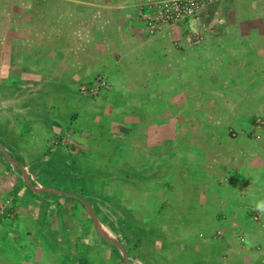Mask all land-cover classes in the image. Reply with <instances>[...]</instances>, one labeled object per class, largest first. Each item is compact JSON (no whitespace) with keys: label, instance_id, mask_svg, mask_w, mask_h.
I'll use <instances>...</instances> for the list:
<instances>
[{"label":"crops","instance_id":"1","mask_svg":"<svg viewBox=\"0 0 264 264\" xmlns=\"http://www.w3.org/2000/svg\"><path fill=\"white\" fill-rule=\"evenodd\" d=\"M88 1L89 2H85V5H82L81 7L80 5H78V3L71 2L69 3V5L67 3V12L69 13L65 16L60 14V17L57 19L59 24L56 25V28L63 29L62 33L64 32L67 24L70 27H74V23L77 21L78 17L84 22L85 20H87L86 23H91L92 25V38H94L91 39L89 43H78L79 45L86 46L85 48H77V46L74 47L73 41L75 33H73V30H71V33H73V35L69 33L66 39H72L70 40V45H72L73 47L69 46L70 50H65V47L68 46L66 45V42L62 44V40H65V38L63 36L59 37L57 42L59 44L60 54L57 55V53L55 52L54 61L59 62L58 72H60L59 74H61L62 72V74L56 77L55 73L54 76L57 79H66L67 77H65V75H68L70 79L78 80V71L76 69V65H82L83 63H85L90 65L93 70L97 67L95 64L99 65L98 62L100 61H97V58H99V53H97V51L89 46L94 47L96 45L98 49L106 48L105 51L102 52L103 54L106 53V56L100 55L101 59L108 58L105 63L106 65H99L103 67L105 71H107V69L111 70L112 67H114V70H119L121 68L123 72L122 75H116V77H114L115 80L112 76V81H114L115 83L117 82V80L120 81L124 78L123 82L125 84L121 83L120 85H118L119 87L117 85L115 86L116 89L113 94L116 95L122 94L126 91L129 92L130 90L133 91L137 89L134 86H127L128 81L126 80L129 78V71H132V68L138 67L137 65L141 61L134 63V61H132L130 57L124 55V48H131V53H133V55H140V50L142 47L146 48V50L148 51L151 50L149 54L150 56H148L150 57L149 62L151 64V67L155 69L150 72H152L151 76H154L155 79L156 77L162 76L160 75L162 71H168L169 69H172V62L178 63V69L182 70L180 62L185 58L184 53L187 56L188 53H192L195 49H201L205 53L211 52L210 49H206L207 46L206 48L202 49L201 47H199L200 45H190L191 47L187 48L186 44L184 45V49L182 47V50L178 49L180 51L175 50V48L173 47L170 49L171 52H169L168 50H161V40L164 41L165 37H168L169 40L177 37L185 43V39H187V29H185V27H189L188 25H186L185 27L178 24L172 25L162 34L160 33L158 35H154L153 38L152 35L150 37L144 38L143 34L148 35L145 26L147 5L159 0ZM50 2L51 0H35V8L41 9L42 4H45L46 6H52ZM56 2L57 1L54 0L53 5H56ZM20 10L22 11L25 9L21 8ZM25 11L29 12V10L27 9ZM55 12L59 11L55 10ZM220 13H226L228 15V20L225 24L221 23L222 26H220V30L222 28V32L220 33V36L219 34L212 35L213 43L211 48L213 47V45L216 46L215 52L213 51V53L215 54L221 52L222 50H224V52H234L233 54L236 55V61L241 60V62H244V65H241L242 67L240 66V63L237 64V67H241L240 69H242V74H246L248 72L247 74L251 77H263L264 0H223L221 1V11H217V16L215 13V18H213L211 23L208 24L209 26L220 19L218 17V14ZM198 23H201L200 19L198 20ZM28 24L29 23L26 19H21V21H16V23L11 22L6 25L7 28H9L8 34L6 36L0 37V79H4V81H7V84L0 83V109L2 110V112L0 113H2V115H5V117L3 116L0 118V137L6 143V151H15L18 156L22 157L24 163L21 168L22 171L19 172L15 167L17 165H15L13 161L9 159V162V160L4 159V157L0 154V205L7 203V210L9 214L2 220V224L0 226V264H113L112 262L114 261H112L113 259L111 257L113 255L114 248L102 235L100 237L97 234L98 229L96 228L95 224L93 225V223L91 222L89 211L86 206L81 204L79 200L68 197L67 195L55 196L49 193H44V191H36L29 186L24 177V171H27L29 173L30 179H32L36 185L45 186L46 180L44 179V177L46 179H49V176L54 174L53 179L62 181L65 184H69L68 190H77L81 185L82 170L87 172L88 168L82 167L81 163L76 162L77 160L75 156H73L72 154H68H76L73 150H71V145L73 144L70 143V139L73 137L77 146L79 145V143H82L80 145L81 147L79 148H85L86 152H88V154L83 157V161L88 160V158H93L94 153L92 154L91 151L96 149V145L101 144L102 146H104V148H106L102 142V139L95 138L91 134L89 129H82L81 132L77 130L75 131L74 128L70 129L71 131H73V135L70 136V139L68 136L69 130H65V134L67 135L64 141L65 146H60L59 144H57V136L61 134V125L64 124V118L61 119L59 116H57L58 114L57 108L55 106V101L56 99H60L57 94H60L61 96L75 92L70 91V89H68L66 86H62V88L59 89L60 85H55V82L58 81L56 79H54V85L50 84L49 87L47 85V87L43 90H41L42 87L37 88V85H39L40 83H42L43 85L45 84L42 81L45 77V75L43 74V71L45 70L44 67H41L38 62L36 63L37 65L34 64L37 60H39L40 54L34 55L35 53H22V50H28L33 46L32 43L37 41L31 42V39L23 38V33L14 35V30L28 31ZM201 25L203 26L201 28L207 26L205 25V23H201ZM2 26L4 27V25ZM86 28L87 27H83V29ZM228 28H231L233 32H235L233 35L235 43H232L229 39L225 40V38H228V36L231 35L227 32ZM105 32L108 34V37L110 39L109 41L104 40ZM44 44H46V42ZM252 45L257 50L253 51V49H251L253 54H248L249 48ZM191 48H193L194 50H192ZM79 50L81 51V53H84L85 56H78L77 54ZM89 50H92L91 53L93 55H89ZM15 52L20 54V59L16 60L15 57H13ZM65 52H69L70 57L67 58ZM151 56L153 57V60L151 59ZM200 56L201 54L199 53L198 57L196 58L198 59L197 61L200 60ZM24 58L25 60H31V58H33L34 62H28L30 66H25L24 64L21 71H17L15 73L11 72L13 70L10 69L8 61L15 62L16 60L18 62H21L24 60ZM253 60L257 63L255 67H251V63H249ZM161 62H164L166 64L165 69L163 63L161 64ZM245 69H248V71L245 72ZM238 72L239 73L237 74L239 75L240 70ZM51 73H53L52 70H50V74ZM123 75H126V77H124ZM122 76L123 78H121ZM155 79L151 82L153 83ZM159 81L160 80L157 79V81L155 82L157 90L160 89L162 83L161 81L159 83ZM23 82H28L30 83V85L34 86L36 85L35 96L37 97V102L35 106L33 105L34 101L32 104L30 103L31 113L24 115L22 113H16L15 111L8 112L12 103H8L9 101H6L5 99L10 98L11 95H9V93L13 95L11 96V98H13L15 96L14 94L19 91L21 83L23 84ZM168 82L169 81L167 80V83ZM183 83L179 85V90L182 89L183 86H185L183 85ZM52 87H55V89H59L58 93L52 92ZM2 88H5V91H1ZM78 91L79 89L76 90L77 93H79ZM162 91L163 90L159 92L157 91V94L161 93ZM181 92L180 93L182 95L186 94L183 93V90H181ZM47 97L52 100L50 102H47ZM260 102L263 103V101L261 100ZM100 104H105L104 100L102 102H97L95 104V107H86L90 110L98 108ZM121 109H123L122 111H126L125 108ZM121 109H118V111H120ZM69 115L70 114L67 113V117L65 118H68ZM81 120L85 119H80L75 122H77L78 125H82V123L79 122ZM97 121L101 122L99 117L96 118L95 122ZM30 127L32 128L30 129ZM83 130L88 131V135L86 133L85 135H83V133L85 132ZM53 142L56 143V146H54ZM98 146L100 148V145ZM64 147H66L67 150L64 149ZM99 150L100 149L96 151L104 154V160L109 162V152H107V149L105 151ZM128 154L129 153H125V156H127ZM205 164L200 160L198 163V167L202 166L203 170ZM262 165L264 166V162ZM94 166L96 167V165ZM241 170L243 169L241 168ZM254 177L255 175L252 172V175L247 177L244 181L240 175L238 177V179L240 180L234 182V184L231 185L230 188L239 190V188L241 187L239 185L243 184L244 182L246 183L243 184V186H253L249 184V180L254 179ZM248 178L249 180L246 181ZM255 178L257 180H260L259 177ZM171 179L172 181H174V177ZM97 183H100L101 185L104 184V186L102 185V187L107 191L110 190V188L118 187L116 184L117 181H113L112 183H109L107 181H99ZM219 183L220 182H215L214 185H218ZM259 184L264 186V174ZM258 186L259 187L254 188H260V185ZM88 187H90L93 191V182L91 184H88ZM173 187L174 189L171 190L172 194L169 195L172 196L170 198L172 200L171 203L176 208H170L166 211V213L174 210L170 213L174 212L176 213V215H179V213H182L183 210L178 209L187 206L188 200L185 198V196H178L180 195L179 191L183 193L184 190V188H182L178 182L174 181ZM203 189L206 190L205 187L201 188L202 191ZM201 190L199 191L200 193ZM215 192L216 191L211 194L207 190L205 193H201V195H203V198L198 201L197 206L194 209L197 210V213H199V216L196 217L198 219L202 218V220H206L207 222L205 221V223H208L210 228L213 227L212 224L215 223V220H218V218H220L221 213L224 214L225 218H230V220L225 221L237 222L238 218L237 216H235L236 214L231 215L233 217H229L227 214H229L230 212H226L222 207L225 205L229 206L228 203H226V200H228L229 197H226V199L221 202L220 207H216L214 205V207L216 208H212L209 213V216L211 218H206L205 213L209 211L208 209H206V206L210 203L207 201L206 196H216ZM243 197L244 199H248L249 202L256 203V201L254 200L255 195H253L252 193L248 194V192H245ZM211 199V203H214V198ZM237 199L238 197L235 198V201L232 199L230 204L232 206L239 204L238 202L235 203ZM166 200L170 201L168 199ZM261 200H264V193L261 196ZM156 202H160V198L158 200V198L156 197L155 203ZM121 203L122 206L128 207L126 209H129L132 213L134 210L133 208H137L138 206L135 204V202L133 206L132 204L129 205V203L124 200V197L122 198ZM231 210H233V208ZM118 211L121 212V215L119 216V225L117 226L121 227L120 225L123 224L122 220H125L128 217H126L127 214L124 213L123 208H120ZM134 217L138 218V215L134 213ZM103 219L107 218L101 216V223L104 222ZM200 221H197L196 223ZM249 221L252 222L250 217H248V220L246 221L247 224ZM110 225L112 226V224ZM187 225H189L188 230H190L192 234L194 233L199 235V238L204 237L206 227L204 228V230H200L198 226L195 227L191 224ZM138 227H141V225L138 224ZM218 228L223 229L225 234L228 229L223 225L219 226ZM216 233L217 232H215V235H217ZM203 239L206 240L205 238ZM152 243L153 241L151 240L150 244H146L148 251L150 250V258L148 260L151 263H155L156 260V262H163V259L160 258L159 254L160 247H155ZM168 253L169 252H167V254ZM173 254H177V252H173ZM173 254H168L170 257V262L173 261L172 259L175 256ZM188 263L189 260H187L186 262H182L181 264ZM114 264L118 263L115 262Z\"/></svg>","mask_w":264,"mask_h":264},{"label":"rangeland","instance_id":"2","mask_svg":"<svg viewBox=\"0 0 264 264\" xmlns=\"http://www.w3.org/2000/svg\"><path fill=\"white\" fill-rule=\"evenodd\" d=\"M53 1L51 0L50 2L52 6H46L45 4H42L41 9H36L35 0H0V37L6 36L8 34L9 28H7V24L11 22L16 23V21L26 19L29 23V30H14V35L23 33V38H29L31 39V42L37 41L40 45H45L44 51L39 57V60L34 63L35 65H37L36 63L38 62L41 67H44L45 69L43 71L45 77L42 80L45 84L43 85L42 83H40L39 85H37V88L42 87L41 90H43L47 87V85L48 87L50 86V84L54 85L53 82L54 79H56L58 81L55 82V85H60L59 89H61L62 86H66L68 89H70V91L75 92L66 95L70 98L71 105L76 103L77 110L78 106H80V108H86V106L89 108L95 107V104L97 102L103 101L102 99L103 97H105V95H107V93H109L108 96L110 97L111 93L113 94L115 92L116 85L118 86L121 83H124L123 76L126 77V75H123L121 77L123 79H121L120 81L117 80V82L115 83L114 81H112V76L115 80L114 77H116V75H122L123 72L121 68L119 70H114V67H112L111 70L107 69V71L105 72L106 77L104 76V79L106 78V84L104 86H106V88L110 90L111 93L106 92L104 89H102L105 92L102 93V90H100L101 92H96V99L93 102H90L87 98L81 96L83 91H85L84 85H81L80 87L78 83L73 81L74 79L70 78L68 79V84L64 83L65 79L60 80V78H55V73L56 77L62 74V72L61 74H59L60 72H58L59 62L54 61V54L55 52L57 53L55 49L58 48V46H55L56 44H58L57 40L59 39V37L63 36L65 38V40H62V44L66 42V45H68L67 47H65V50H70L69 46L73 47L72 45H70V40L72 39H66L69 33L71 35L75 33L73 45L74 47L77 46V48H85L86 46L79 45L78 43H89V41L94 38H92L93 30H91V23L87 24V20H85L84 22L79 17L77 18V21L75 20L76 22L74 23V27L72 25V27H70L67 24L63 33V29L56 28V25L59 24L57 19L60 17V14L65 16L69 13L67 12V3L68 5L71 2L78 3V5H80L81 7L82 5H85V2H89L88 0H56V5H53ZM221 1L223 0L214 1L216 2V16L217 11H221ZM21 8L25 10L27 9L29 10V12L25 10L21 11ZM55 10L59 12H55ZM218 17L220 19L217 20L214 24H212L211 26L207 25L204 28H201L203 26L201 25V23H198V17L192 18V20L185 19L182 21V23H179L178 25L180 26H189L185 27V29H187V39H185V43L177 37L174 39L172 38L171 40H169L168 37H165L164 41L161 40V50H168L169 52H171L170 49L172 47L175 48V50L180 51L178 49H184L185 44L187 45V48H190V45H200L199 47H201L202 49L206 48L207 46L206 49H210L211 52L205 53L201 49L194 50L193 48H191L194 51L192 53H188L187 56L184 53L185 58L180 62L182 70L178 69V63L172 62V69H169L168 71H162V73L160 74L162 76L156 77V79L154 78V76H151L152 72H150L155 69L151 67V64L149 62L150 57L148 56H150L149 54L151 50L148 51L146 50V48L142 47L140 50V55H133V53H131V48H124V55L130 57L132 61H134V63L141 61L137 65L138 67L132 68V71H129V78L126 80L128 81L127 86H134L137 89L118 94V99L115 101V103L108 106L107 111L112 113L118 111V109L125 108L126 111L130 110V112L137 115L136 117L138 119H136L135 121L130 120L131 129L130 126H128L130 125L128 120L127 127H125L123 130V132H127L132 135L130 137L131 140L129 141V144L127 143L123 145V149L127 147L125 153H129L126 156V160L128 162H130V160L136 161L143 152V149L140 147L142 143L139 141V139L141 138L137 137V132H135L134 130L132 131V129H138V133L144 135V138H142L143 141L147 140L146 138L148 137V133H150L149 131H151L150 124L147 125V128L145 127L146 131L140 128L141 125L139 123L140 121H142L140 118L142 112H146V114H148V117L153 118V120H155V118H160L161 120L163 119L160 124L166 125L168 123L169 128H174L176 130V138L179 135L183 139L190 140L189 134L191 133V131H198L196 127V121L198 120H201V123L204 125V129H206L209 133L211 132V130L210 128H208V126H206L207 124L211 125V127L215 126L216 132H218L217 128L220 129V127H224L223 130L225 131H220L219 135H223L224 138L221 142H224L225 144L222 147L220 146L219 149L222 155L225 154L228 157V163H233L237 167V169L241 171L239 172V174L238 172L236 173V177H239L241 175V177L245 181V179L252 175L253 172L255 177H259L260 180H257L255 177L252 180H249L248 178L246 181L249 180V184L253 186H243V184L246 183L244 182L243 184L239 185L241 186L239 190L230 188V183L236 182V179L230 178L228 173H226L228 167L226 166V168L223 166H219V169L214 170V168H212L211 166V162L206 161L205 167L208 169H213V176H211V174H206V177H204L203 185L211 188L214 186L215 182L222 183V190L218 194L215 192L216 196L208 197V199H217V196H220V199H217L218 203H216L217 201L215 200L216 207H219V204H221V202L224 201L226 197H229L228 200H226V203H228L229 206L225 205L222 207L226 212H230L229 214H227L229 217L236 214L235 216H237L238 218L237 222L228 221L227 225L229 231H227L226 234L224 233L223 229H216L217 236L221 237L225 241L227 247L222 254V260L228 264H264V213L256 210L255 202H249L248 199H244L243 197L245 192H248V194L252 193L253 195H255V199H253L255 201H258L261 200V196L264 193V186L259 184L264 174V166L262 165L264 162V76L251 77L247 74L248 72L246 74H242V69L240 68L242 67L241 65H244V62H241V60L236 61V55L233 54L234 52H224V50H222L221 52L215 54L213 53V51L215 52L216 46L213 45V47L211 48L213 43L212 35L219 34L220 36V33L222 32V28L220 30V26H222L223 23H227L226 21L228 20V15L226 13H220L218 14ZM2 25H4V27ZM83 27L87 28L83 29ZM167 27L169 26H166L165 29H167ZM146 29L148 35L143 34L144 38L150 37L151 35L153 38L154 35L160 34H152L147 26ZM71 30H73V33H71ZM227 32L231 35L228 36V38H225V40L229 39L232 43H235L233 39V35L235 32H233L231 28H228ZM162 33L163 32H161V34ZM190 39L192 40V42L190 41ZM104 40H110L106 32ZM45 42L46 44H44ZM89 47H92V49L99 53V58H97V61H100L98 62L99 65H106L105 63L108 58H103L104 60L100 58V55L106 56V53H102L106 48L98 49L96 45L94 47ZM251 49H253V51L257 50L252 45L249 48L248 54H253ZM89 52V55H93L91 53L92 50H89ZM65 53L67 58L70 57L69 52ZM199 53L201 54V58H199L200 60L197 61L198 59L196 58L198 57ZM19 55V53L15 52L13 57H15V59L17 60L21 58ZM77 55L85 56V54L81 53L80 50ZM151 59L153 60L152 56ZM16 60L15 62L8 61L10 69L13 70L11 72L14 73L17 71H21L24 64L25 66H30L28 62H34L33 58H31V60H25L24 58V60L21 62H18ZM253 61L249 62L251 63V67H255L257 65L256 61ZM162 63L165 69L166 64L164 62H161V64ZM238 63H240V68L237 67ZM50 70H52L54 74H50ZM239 70L240 74L238 75L237 73H239ZM246 71H248V69H245V72ZM154 79L155 81L152 83L151 81H153ZM157 79L162 82L160 89L158 90L155 84ZM105 80H103V82H105ZM167 80L169 81L168 83ZM0 81V83L7 82L4 81V79H0ZM182 83L185 86H183V88L179 90V85ZM35 89L36 85L34 86L30 85V83L28 82H23V84L21 83L19 91L14 94L15 96L13 98H11V96L13 95L9 93V95H11L10 98L5 99L6 101H9L8 103H12L8 112L15 111L16 113L18 112L24 115L31 113V104L34 101L33 105L35 106L37 102ZM59 89H55V87L51 88L52 92L54 93H58ZM77 89H79V91H82V93H77ZM161 90L163 91L157 94ZM181 90H183V93L186 94L182 95ZM1 91H5V88H2ZM95 91H98V89H95ZM57 96H60V94H57ZM166 97H168V100L170 102L168 106L164 104V99H166ZM47 98V102H50L52 100ZM180 98L182 99L179 100ZM260 100L263 101V103L260 102ZM0 112H2L1 109ZM3 116L5 117L4 114L2 115V113H0V118ZM254 118H256V125L252 124V119ZM193 124L195 127H192ZM230 131H232L231 135H227ZM85 133L88 135L89 132L85 131L83 135H85ZM72 135L73 131L69 130V139ZM193 139L195 138H192L191 140ZM70 143L75 144L73 137L70 139ZM187 143L190 144L191 142L188 141ZM98 145H100V148ZM98 145H96L95 150H106V148H104L101 144ZM183 147L179 148L184 149L180 153L182 154L184 151V153L187 154L186 145ZM241 168L243 170H241ZM53 176L54 174L50 175L49 179H46L44 177V179L46 180L45 187L74 194L71 189L68 190L69 184H65L62 181L53 179ZM258 185H260V188H254L259 187ZM82 187L83 185H80L76 190V193H82V189H84ZM89 189L90 187H88V191ZM206 191L207 190L203 189V191L201 190V193L203 194ZM224 192L227 194H225ZM45 193L51 192L45 191ZM51 195L62 196L66 194L51 193ZM68 197L71 196L69 195ZM236 197H238V199L235 203L238 202L239 204L232 206L230 203L232 199L235 201ZM124 200H126L129 205L132 204L133 206L134 201L137 199L132 195L131 197L124 196ZM99 201L101 202L99 203V206L103 208L102 211L104 212L99 213V215L103 216V214H105L107 218L103 219L104 222L102 224L107 229V231L111 233V235L117 237L116 233L113 231V228L118 227L117 225H119L118 220L121 212L118 211L119 208L115 209V207H111L109 203L103 204L101 200ZM206 207V209L211 208V202ZM232 208L233 210H231ZM250 214L253 215L251 216ZM248 217L251 218L252 222L249 221L247 224L246 221L248 220ZM226 220H230V218H227ZM108 222H111L112 226ZM165 228V230L168 229L167 226H165ZM204 234L206 235V232H204ZM205 235L204 237H201V239H207L208 236ZM135 264L146 263L143 260H135Z\"/></svg>","mask_w":264,"mask_h":264},{"label":"trees","instance_id":"3","mask_svg":"<svg viewBox=\"0 0 264 264\" xmlns=\"http://www.w3.org/2000/svg\"><path fill=\"white\" fill-rule=\"evenodd\" d=\"M215 13L216 2H212L206 5L203 11L199 14L198 19H200L201 23L208 25L213 20ZM188 19L192 20V18ZM179 23H182V21L165 25L157 33L164 32L166 26L171 27V25ZM169 27H167V29ZM32 45L33 46L28 50H22V53H35L34 55L40 54L39 56H41L45 45H40L38 42H34ZM57 46L58 48L55 50L57 51V55H59V44H56L55 47ZM95 65L97 67L95 66L96 68L94 70L90 65L85 63L82 65H76L78 80H73L78 83L80 87L81 85L85 86V91H83V93L82 91L78 92L80 94L82 93L81 96L87 98L90 102H93L96 99L95 95L98 92H101L100 90L104 89L106 92H110L106 86H104L106 84V78L104 79V76L106 77V71L103 67L97 64ZM65 77H67L65 83L68 84L69 76L65 75ZM103 80H105V82H103ZM95 89H98V91H95ZM104 90H102V93L105 92ZM108 94L109 93L103 97L105 104H100L98 108L90 110L87 107L80 108V106H78L77 110L76 103L71 105L70 98L67 95L59 96L60 99H56L55 101L57 116L61 119L64 118V124L61 125L63 129L61 128V134L57 136V144L65 146L64 141L67 137L65 130L74 128L75 131L77 130L81 132L82 129H89L95 138L102 139L107 152H109V162L104 160V154L99 153L96 150L91 151L92 154L94 153L93 158H88V160L83 161V157L86 156L88 152H86L85 148H79L82 143H79L78 146L76 144L71 145V150L76 154H68L75 156L77 163H81L82 167H87L90 170L89 171L87 168V172L82 170L83 176L81 174V185H83L84 188L82 189L83 192L80 194L76 193V190L72 192L76 196L82 197L88 201L100 220L101 216L99 213L104 212L102 211L103 208L99 206V203H101L99 200H101L103 204L109 203L111 207L124 209V213L127 214L126 217L128 218L122 220L123 224L120 225L121 227H115L113 228V231L116 233L117 238L121 241L128 254L129 264H135V260H143L146 264H181L187 260H189V264H228L222 260V254L227 248L226 243L221 237L215 235V232L217 231L216 229L219 226L223 225L228 228V222L225 221L227 218L225 219L224 214L221 213L220 218H218V220L215 218V223L212 224L213 227L210 228L209 224L205 223L206 220H202V218L198 219L196 217L199 216V213H197V210H194L198 201L203 198V195L199 192L201 188L205 187L211 194L214 191L218 194L222 190L221 182L218 185H214L212 188L203 185L206 174H211V176H213L212 168L216 170L220 168L219 166H227L228 169L226 170V173H228L229 177L235 178L236 182L240 180L236 177V173L238 172L239 174V169H237L233 163H228V157L225 154L222 155L220 153L219 147L224 146L225 143L221 142L224 137L223 135H219V132L225 131L223 130L224 127H220V129L217 128L218 132H216L215 126L211 127V125L207 124L206 126L211 130L209 133L204 129L201 120H198L199 122L196 121L198 131H191V135L189 134L190 140L183 139L179 135L176 138V130L174 128H169L168 123L166 125L160 124L163 119L155 118V120H153V118L148 117L146 112H142L140 115L142 121L139 123L141 126H139L142 130L146 131L147 125L150 124L151 131H149L150 133H148V137H145L147 140L143 141L142 138H144V135L138 133V129L136 130L132 127V131L134 130L137 132L136 136L141 138L139 141L142 143L140 147L143 149V152L136 161L130 160V162H128L125 158V150L127 147L123 149V145L127 143L129 144L132 135L123 132V130L126 127L128 120L130 123L128 126H130L131 129L130 120L135 121L138 118L136 117L137 115L130 112V110L122 111L123 109H121L120 111L112 113L108 112V106L115 103L118 99L116 94L112 95L111 93L110 97ZM181 99L182 98L179 100ZM164 100V104L168 106L170 103L168 97ZM67 113L70 115L68 118H65L67 117ZM98 117L102 123L99 121L95 122ZM80 119H85L79 121L82 125H78L77 122H75ZM252 124L256 125V118L252 119ZM192 127H195L194 124ZM31 128L32 127H30V129ZM231 132L232 131L227 135H231ZM192 138L195 139L191 140ZM188 141L191 143L188 144ZM0 142L4 147L6 146L5 141L1 137ZM185 145L187 147V154H185L184 151L181 154L180 152L184 149L179 148ZM54 146H56V143H54ZM64 149L67 150L66 147H64ZM0 154L6 160H9V157H12L20 164V166L24 165L22 157L18 156L15 151H3L0 149ZM199 159L204 164L206 161L211 162L212 168L208 169L204 166V169L202 170V166L198 167ZM94 165H96V167ZM20 166H15L19 172L22 171ZM173 177L174 181L178 182L181 187L184 188L183 193L179 191L180 195L178 196H185L188 200L187 206L178 209L183 210L179 215H176L174 212L170 213L174 210L166 213L170 208H176L171 203L172 200L170 198L172 196L169 195L172 194L171 190L174 189V181L171 179ZM99 181H107L109 183L117 181L116 184L118 187L110 188V190L107 191L102 187L104 184L101 185V182L97 183ZM31 182L35 184L32 179ZM91 182H93L96 191L94 188L93 191L91 188L88 191V184ZM233 184L234 183H230V185ZM132 195L137 199L134 202L138 205L137 208H133V213L130 212L129 209H126L128 207L122 206L121 203L124 196L131 197ZM156 197L158 200L160 198V202L155 203ZM208 197L209 196H206L207 201L211 202L212 199H208ZM166 199L170 201H167ZM217 199L219 200L220 196H217ZM217 199H213L214 203H211V208L205 213L206 218H211L209 213L212 208H216L214 205L215 200L217 201L216 203H218ZM79 202L83 204L80 200ZM220 206L221 204L219 207ZM134 213L138 215V218L134 217ZM250 215L252 216L253 214ZM89 216L91 222L94 224L90 213ZM103 217L106 218V215L103 214ZM197 221L200 222L196 223ZM110 224L112 223L110 222ZM138 224H140L141 227H138ZM187 224H191L195 227L198 226L200 230H204L206 227L205 232L206 236H208L207 239H201L199 238V235L194 233L193 235L191 231L188 230L189 225ZM165 225L168 227L167 230H165ZM97 233L101 236L99 231H97ZM151 240L153 241V246L160 247L159 254L164 263H151L148 260L150 258V250L148 251L147 245L150 244ZM107 242L114 248L111 257L114 262L112 263L127 264L120 247L109 240H107ZM167 252H169V255H171V253L173 254V252H177V254H173L175 255L172 259L173 261L170 262V257Z\"/></svg>","mask_w":264,"mask_h":264},{"label":"built area","instance_id":"4","mask_svg":"<svg viewBox=\"0 0 264 264\" xmlns=\"http://www.w3.org/2000/svg\"><path fill=\"white\" fill-rule=\"evenodd\" d=\"M215 0H159L147 5L146 25L152 34L157 33L165 25L181 22L188 18H196L206 5ZM192 42V40L190 39ZM196 43V42H195ZM7 203L0 205V226L8 216Z\"/></svg>","mask_w":264,"mask_h":264},{"label":"water","instance_id":"5","mask_svg":"<svg viewBox=\"0 0 264 264\" xmlns=\"http://www.w3.org/2000/svg\"><path fill=\"white\" fill-rule=\"evenodd\" d=\"M0 149H2L3 151H6L5 147L3 146V144L1 142H0ZM9 159L11 161H13V163H15V165L20 166V164L17 161H15L12 157H9ZM20 167L22 168V166H20ZM24 177H25L26 181L28 182L29 186L32 189L36 190V191H46V192H51V193H63V194L70 195L71 197H75V198L79 199L86 206V208L88 209V211H89V213H90V215H91V217L93 219V222H94L96 228L98 229V231L100 232V234L105 239L113 242L115 245L120 247V249L122 251V254L125 257V260L127 261V264H129V257H128V254H127L123 244L121 243V241L117 237H114L113 235H111V233H109L107 231V229L104 227V225L101 223L100 219L96 215L92 205L88 201H86L82 197L75 196L74 194H70V193L65 192V191H59V190H56V189L47 188L45 186H38L36 184H33L31 182L29 173L27 171H24Z\"/></svg>","mask_w":264,"mask_h":264},{"label":"clouds","instance_id":"6","mask_svg":"<svg viewBox=\"0 0 264 264\" xmlns=\"http://www.w3.org/2000/svg\"><path fill=\"white\" fill-rule=\"evenodd\" d=\"M255 208L257 211L264 213V200L256 201Z\"/></svg>","mask_w":264,"mask_h":264}]
</instances>
